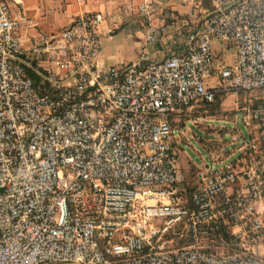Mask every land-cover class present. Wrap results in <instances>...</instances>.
<instances>
[{"label": "built area", "instance_id": "built-area-1", "mask_svg": "<svg viewBox=\"0 0 264 264\" xmlns=\"http://www.w3.org/2000/svg\"><path fill=\"white\" fill-rule=\"evenodd\" d=\"M178 1L198 29L176 19L146 43L171 28L183 53L105 65L101 12L30 35L24 7L0 0V264H264L263 151L247 137L190 183L171 123L264 90V0ZM214 41L236 57L210 86Z\"/></svg>", "mask_w": 264, "mask_h": 264}, {"label": "crops", "instance_id": "crops-1", "mask_svg": "<svg viewBox=\"0 0 264 264\" xmlns=\"http://www.w3.org/2000/svg\"><path fill=\"white\" fill-rule=\"evenodd\" d=\"M11 1L21 4L24 7L27 16L36 24V27L29 31L30 35L54 33L65 28L71 22L72 18L78 14L101 12L105 17V22L102 26L104 39L101 54L102 63L105 65H123L135 62L143 50L145 53L149 54L153 60H161L172 54H181L184 51L183 46L181 45V37L171 28L166 32H161L160 37L151 44L146 43V36L148 35L149 30L152 27L158 30H161L165 26L169 27L176 21V19H188L191 30H197L200 25L197 19L188 17L190 11L189 8L182 6L178 0ZM144 1L151 2L153 7L152 13L147 17L141 16L137 12L138 6ZM129 8H133L135 11H130ZM212 49L215 62L208 81L210 86H216L218 69L224 65H232L236 56L234 45L229 41H214L212 43ZM234 94L236 93H232L231 96ZM228 98H225L222 104L225 103ZM256 99L261 100L262 97ZM201 106V104H198L194 108L197 109ZM242 109L244 110L246 108L244 107ZM184 112L175 114L171 117L172 126L174 125V118ZM174 131L176 130L174 129ZM250 138L253 137L250 136ZM173 143L180 153V150H182L180 144L181 140L175 136ZM230 154V152H226L223 154L224 157L221 160L230 159ZM178 162L180 168L185 173L181 154H178ZM185 175L187 174L185 173ZM263 203L258 205L259 210H261Z\"/></svg>", "mask_w": 264, "mask_h": 264}, {"label": "rangeland", "instance_id": "rangeland-1", "mask_svg": "<svg viewBox=\"0 0 264 264\" xmlns=\"http://www.w3.org/2000/svg\"><path fill=\"white\" fill-rule=\"evenodd\" d=\"M232 93L234 91L220 93L225 98L230 97L221 105V112L217 115L203 116L193 120V115L198 111V108H194L174 118L175 136L181 140L182 146L179 154H181L184 171L190 183H196L194 178L196 169L202 170L206 167L217 169L236 157L242 140L247 137H253L252 139L257 142L259 147L261 148V144L264 149V109L259 110L261 121L257 123L253 120L250 108V105L257 100L256 98L262 97L258 101H264V90L238 92L231 96ZM239 96H241L243 104L246 101L250 102L244 110L238 105ZM246 110H249L247 114ZM263 149L261 148L264 153ZM211 151H215L214 155L217 156L230 152L231 158L211 163ZM261 210L264 211V203Z\"/></svg>", "mask_w": 264, "mask_h": 264}, {"label": "trees", "instance_id": "trees-1", "mask_svg": "<svg viewBox=\"0 0 264 264\" xmlns=\"http://www.w3.org/2000/svg\"><path fill=\"white\" fill-rule=\"evenodd\" d=\"M29 74L30 76H34L32 74V72L29 71ZM34 80L37 81V78L34 77ZM240 98L238 99V103H239V106L240 108H244L246 106H249L248 101H246V103L243 104V100L241 98V96H239ZM225 99V97L221 96L220 94L216 96V101L215 103L213 104H205V103H202L201 107L198 108V111L197 113H195L193 115V119H197V118H200V117H203V116H208V115H217L218 113L221 112V104L223 102V100ZM251 107V110H252V113H253V120L254 122H260L261 121V115L259 114V110L261 108L264 109V101H254V103L252 105H250ZM261 148L263 149L262 145L260 144Z\"/></svg>", "mask_w": 264, "mask_h": 264}]
</instances>
